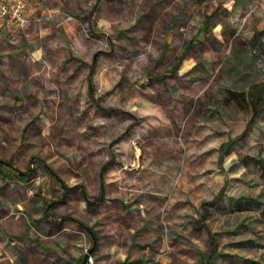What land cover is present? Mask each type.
Segmentation results:
<instances>
[{
    "label": "rangeland",
    "instance_id": "obj_1",
    "mask_svg": "<svg viewBox=\"0 0 264 264\" xmlns=\"http://www.w3.org/2000/svg\"><path fill=\"white\" fill-rule=\"evenodd\" d=\"M28 2L0 34V162L26 174L0 171V264H127L141 238L264 264V0Z\"/></svg>",
    "mask_w": 264,
    "mask_h": 264
},
{
    "label": "crops",
    "instance_id": "obj_2",
    "mask_svg": "<svg viewBox=\"0 0 264 264\" xmlns=\"http://www.w3.org/2000/svg\"><path fill=\"white\" fill-rule=\"evenodd\" d=\"M36 5H37V2H36ZM36 11H37V9H35V13H36ZM7 30L10 33V28H7L3 24H0V34H3V32H5ZM6 208L7 207L3 203L1 211L5 210ZM1 225L3 226V230L5 232L21 233V231H20L21 218L20 219H13V220L11 219V221H7V223H4V224L1 223ZM1 237H2V235H1ZM68 238H69V236H66L65 240L68 239ZM138 238L140 239V237H138ZM149 239L151 240V238H149ZM172 239L180 241L176 237H172ZM4 241H5V239L3 238V242H2L3 247H2L1 251L6 249V247H5L6 245L5 244L7 242H4ZM159 241H160L159 248H162V246H163V244H161L162 239H160ZM146 242H148V241H146L144 238H141L140 241H136V242H134L132 244L130 243L127 247L125 246L126 247L125 253L126 254L127 253L131 254V257L128 258L127 264H146V263L147 264H154V263H156V259H155V261H149L148 262L147 256L149 255V253H148L149 247L145 246ZM152 242H154L153 238H152ZM106 243H107V241L105 242V244ZM109 243H110V247L112 248V250H110L111 252H117L118 251L117 246H119L120 248L124 247V246H122L123 243L119 242V238H116V237L113 240H111ZM105 246L106 245L102 246V248L105 247ZM7 247H10V246H7ZM155 254H156V252H155ZM157 257L160 258V259L162 258L161 259V261H162L161 264H183V263H180L179 260H177V259L172 260V258H170L168 256L160 257V254H158ZM177 258H178V256H177ZM64 264H73V263L72 262H68V263H64ZM205 264H208V263H205Z\"/></svg>",
    "mask_w": 264,
    "mask_h": 264
},
{
    "label": "built area",
    "instance_id": "obj_3",
    "mask_svg": "<svg viewBox=\"0 0 264 264\" xmlns=\"http://www.w3.org/2000/svg\"><path fill=\"white\" fill-rule=\"evenodd\" d=\"M28 0H0V24L10 28L15 35L23 31L33 21V15L28 13ZM92 263V258L89 260Z\"/></svg>",
    "mask_w": 264,
    "mask_h": 264
},
{
    "label": "trees",
    "instance_id": "obj_4",
    "mask_svg": "<svg viewBox=\"0 0 264 264\" xmlns=\"http://www.w3.org/2000/svg\"><path fill=\"white\" fill-rule=\"evenodd\" d=\"M0 171L4 174H7V175H14V176H17V177H21V176H26L25 173H21L18 169H16L15 167H13L12 165H9V164H3L0 162ZM91 232V231H90ZM93 240H94V236H93ZM209 257H203L201 262L200 263H197V264H205L206 263V260L208 259Z\"/></svg>",
    "mask_w": 264,
    "mask_h": 264
},
{
    "label": "bare ground",
    "instance_id": "obj_5",
    "mask_svg": "<svg viewBox=\"0 0 264 264\" xmlns=\"http://www.w3.org/2000/svg\"><path fill=\"white\" fill-rule=\"evenodd\" d=\"M228 161V160H227Z\"/></svg>",
    "mask_w": 264,
    "mask_h": 264
}]
</instances>
